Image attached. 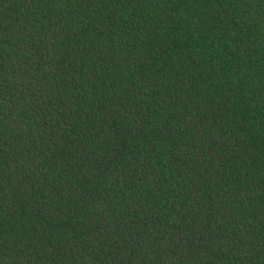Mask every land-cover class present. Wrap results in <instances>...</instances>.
<instances>
[{
  "label": "trees",
  "instance_id": "1",
  "mask_svg": "<svg viewBox=\"0 0 264 264\" xmlns=\"http://www.w3.org/2000/svg\"><path fill=\"white\" fill-rule=\"evenodd\" d=\"M0 264H264V0H0Z\"/></svg>",
  "mask_w": 264,
  "mask_h": 264
}]
</instances>
